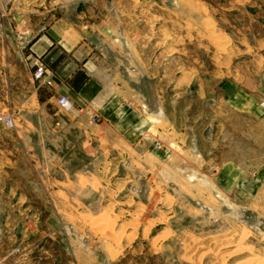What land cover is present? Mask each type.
Listing matches in <instances>:
<instances>
[{
	"label": "crops",
	"instance_id": "0c3cea01",
	"mask_svg": "<svg viewBox=\"0 0 264 264\" xmlns=\"http://www.w3.org/2000/svg\"><path fill=\"white\" fill-rule=\"evenodd\" d=\"M181 5L176 2L177 10H184ZM0 14V113L14 95H19L17 103L27 112L51 107L56 111L53 116L67 117V123L57 121L55 128L78 129L88 154L120 158L114 162L115 169L127 157L131 169L149 173L152 180L159 172L191 199L210 207L217 202L216 196L226 202H245L247 209H256L264 218V108L259 106L264 97V68H234L231 79L215 81L207 92L197 83L196 67L186 64L180 48L184 38L180 41L177 36L178 47L170 52V6L157 0H0ZM38 63L53 81L51 88H45L52 95L44 102L38 99V88L44 87L32 79ZM20 72L27 80V98V91L11 89ZM79 79L81 84L73 89L71 83L78 84ZM193 85L200 102L209 100L208 120L201 129L215 128L208 150L202 148L195 125L186 117L190 106L184 99ZM215 92L218 98L211 95ZM60 96L81 111L77 115L58 111ZM233 115L241 119L245 144L256 138V160L241 165L216 163L206 155L217 147L218 135L228 129ZM186 175L193 176V183ZM121 181L115 179L111 186H121ZM116 190L101 196L100 202L105 203L98 214L116 217L115 232L123 229L124 236L120 248L113 240H102L105 257L119 261L139 241L152 249L157 239L158 247H163L170 231L165 212L149 210L148 201L144 210L112 211L109 203L130 202L127 197L119 202ZM161 199L166 200L164 191ZM34 231L42 233L36 222ZM48 236L52 245L55 234L50 231ZM44 253L51 260V247Z\"/></svg>",
	"mask_w": 264,
	"mask_h": 264
},
{
	"label": "rangeland",
	"instance_id": "374dc122",
	"mask_svg": "<svg viewBox=\"0 0 264 264\" xmlns=\"http://www.w3.org/2000/svg\"><path fill=\"white\" fill-rule=\"evenodd\" d=\"M157 1L170 6V52L178 47L176 37L180 41L184 38L180 48L185 51L186 64L196 67L197 83L207 92L215 81L231 79L234 68H264V0ZM176 2L184 10H177ZM20 73L11 89L27 91V98V80ZM194 86L184 99L190 106L186 117L195 125L198 142L208 150L215 128L201 129L208 120L209 100L200 102ZM211 95L219 97L217 92ZM15 96L19 95H14L0 113V264L264 263V218L256 209L217 196L210 207L179 193L177 186L159 172L152 180L149 173L131 169L127 157L115 169L114 162L120 158L88 154L78 129L55 128L57 121L67 123L66 116H53L56 111L51 107L50 111L27 112ZM233 116L227 122L228 129L218 135L217 147L206 155L216 163L233 161L241 165L245 160H256V138L246 145L241 119ZM4 118H10L13 127H7ZM188 178L193 180V176ZM115 179L123 184L112 187ZM111 188L117 189L119 202L130 199L129 204L109 203L112 211L143 209L148 201L149 210L165 212L170 231L164 236L167 240L163 247H158L157 239L152 249L139 241L135 250L119 261L105 257L100 249L102 240H113L120 248L124 236L123 229L115 232L116 217L98 214L105 203L100 202L101 196L106 197ZM35 222L42 231L40 236L34 231ZM136 222L138 226V217ZM50 231L55 234L52 245ZM50 247L51 260L44 253Z\"/></svg>",
	"mask_w": 264,
	"mask_h": 264
},
{
	"label": "built area",
	"instance_id": "2783aa9c",
	"mask_svg": "<svg viewBox=\"0 0 264 264\" xmlns=\"http://www.w3.org/2000/svg\"><path fill=\"white\" fill-rule=\"evenodd\" d=\"M32 79L38 87L51 88L53 85L52 79L47 75L44 66L41 63L35 65L32 71ZM259 106L264 108V98L260 100ZM57 110L63 113H74L81 111V108L74 109L72 102L66 96H60L56 99ZM96 119V117H93ZM7 127H13V121L10 118L3 119Z\"/></svg>",
	"mask_w": 264,
	"mask_h": 264
},
{
	"label": "trees",
	"instance_id": "16d2710c",
	"mask_svg": "<svg viewBox=\"0 0 264 264\" xmlns=\"http://www.w3.org/2000/svg\"><path fill=\"white\" fill-rule=\"evenodd\" d=\"M76 77H78V75L75 76V78ZM81 82H82V79L79 81L78 84L71 83L72 88L73 89H78V87L81 84ZM51 95H52L51 92L46 90L45 88H38V99H39L40 102L46 101L48 98L51 97Z\"/></svg>",
	"mask_w": 264,
	"mask_h": 264
},
{
	"label": "bare ground",
	"instance_id": "6f19581e",
	"mask_svg": "<svg viewBox=\"0 0 264 264\" xmlns=\"http://www.w3.org/2000/svg\"><path fill=\"white\" fill-rule=\"evenodd\" d=\"M242 235V234H241ZM264 264V263H263Z\"/></svg>",
	"mask_w": 264,
	"mask_h": 264
}]
</instances>
